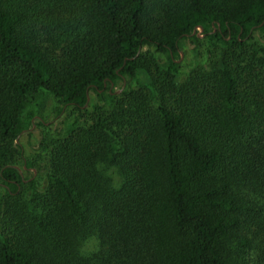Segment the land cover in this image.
I'll return each mask as SVG.
<instances>
[{
  "label": "trees",
  "instance_id": "obj_1",
  "mask_svg": "<svg viewBox=\"0 0 264 264\" xmlns=\"http://www.w3.org/2000/svg\"><path fill=\"white\" fill-rule=\"evenodd\" d=\"M254 32L264 0H0V264H264ZM42 92L78 114L40 133V184Z\"/></svg>",
  "mask_w": 264,
  "mask_h": 264
},
{
  "label": "rangeland",
  "instance_id": "obj_2",
  "mask_svg": "<svg viewBox=\"0 0 264 264\" xmlns=\"http://www.w3.org/2000/svg\"><path fill=\"white\" fill-rule=\"evenodd\" d=\"M201 38L202 35H199ZM254 37L260 42H264V37L258 32H254ZM188 38L182 41L180 48V77H184L185 73L197 65L204 64L206 62L205 55L202 49H198L199 55H196L192 49ZM119 86L116 85L115 88ZM90 102L95 101V96L93 92H90L88 97ZM35 118L32 120V127L29 130L23 131L18 135L17 141L23 148L24 156L27 157L34 163V167L30 169V172H22L24 175H32L34 179L40 184L42 183V176L47 169V160L45 154L40 152L38 144L40 140V133L46 132L52 136H57L61 134L64 130L65 125L68 121L73 120L78 112L73 107H67L62 110L59 115H56V109L58 104L55 98L49 93H37L31 103ZM38 120L44 122V126L38 125ZM92 250L94 247L89 244L87 247Z\"/></svg>",
  "mask_w": 264,
  "mask_h": 264
}]
</instances>
